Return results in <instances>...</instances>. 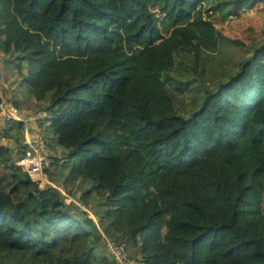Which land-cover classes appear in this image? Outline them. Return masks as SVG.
I'll list each match as a JSON object with an SVG mask.
<instances>
[{
  "label": "trees",
  "instance_id": "trees-1",
  "mask_svg": "<svg viewBox=\"0 0 264 264\" xmlns=\"http://www.w3.org/2000/svg\"><path fill=\"white\" fill-rule=\"evenodd\" d=\"M158 1L165 34L151 0H0V57L43 101L63 179L91 180L66 199L55 157L37 184L0 145V264H116L104 237L138 264H264V39L201 83L228 38L209 16L264 0ZM193 79L181 111L173 88Z\"/></svg>",
  "mask_w": 264,
  "mask_h": 264
},
{
  "label": "rangeland",
  "instance_id": "rangeland-1",
  "mask_svg": "<svg viewBox=\"0 0 264 264\" xmlns=\"http://www.w3.org/2000/svg\"><path fill=\"white\" fill-rule=\"evenodd\" d=\"M159 1L158 0H151L149 3L150 9L154 11V14L157 18V23L160 26V30L163 34L167 33L169 25L166 23V21L163 18V9L160 8L159 6ZM231 6V5H230ZM220 7H216L215 13H212L210 18L215 23V26L217 30L223 34L224 36H227L228 38H222L220 41L219 45L217 48L211 53V61L213 64V72L211 74H206L202 80V82H208L210 79L215 77L217 75V69H226V68H234L235 67V62L248 54L252 47L259 43L261 40L264 39V1H260L258 3L254 4H246L242 6L240 9L238 7L236 8L238 10V14L234 15L232 11L235 10V7L232 9L227 10L226 8L224 9H219ZM227 10V11H226ZM220 13V14H219ZM237 40V41H236ZM255 40V41H253ZM253 41V42H251ZM3 58V57H0ZM181 67L184 69H187L188 67H185L180 63L179 69L174 71V75L185 78L189 74V70L186 72L181 71ZM12 65L10 66L8 62L3 61L1 62L0 70L2 73H6L7 71L10 72L12 71ZM24 70V68H22ZM15 69V80L16 82L13 86V91L17 90V86L20 88L21 91V97L23 99H29V100H34L33 96L29 93L27 90V87L25 83L19 79V75ZM190 74L189 76H191ZM11 84L10 82L6 83V86ZM8 87V86H7ZM201 89V84H197V80L193 79L189 82L186 83L185 87L182 88H173V91L176 94V100H177V106L181 111H187L189 110L192 105L194 100L197 98V95L199 93V90ZM10 94V92H8ZM9 101L12 103V105L16 106V102L12 99L11 95L8 96ZM28 103L27 101H24L23 104ZM34 103V102H33ZM27 104L29 106L30 110L29 115L31 116L33 120V124L35 125V122H37V112L36 110L38 109L37 104ZM37 105V106H36ZM41 106V105H40ZM17 107V106H16ZM42 116V115H40ZM41 118V117H40ZM42 122V121H41ZM15 122L8 121L7 132L13 131L12 128L14 127ZM41 126V130L44 127H47L44 125V123H39ZM19 131L15 132L16 134L18 133V136L20 137V134L22 135L24 131V127L20 126ZM22 129V133L21 130ZM14 132V131H13ZM37 133H40V130H36ZM42 139L46 137L48 138L47 142L45 141L44 143V158L42 160V163L45 164L46 159L48 160H53L51 158L55 157L57 159V163H48L49 168L51 169L50 171L55 175V178L58 180H62L63 184L65 185V188L62 187V189L65 191L69 190L70 195L67 194L66 199H71L75 201L74 198H76L79 193L83 192L84 189L91 184V180L89 179H63L64 174L67 172V169L69 167V163L71 162V158L65 157V151L66 148L63 145L55 143V141L48 135L47 133H40ZM3 136V135H2ZM45 140V139H43ZM8 152V151H7ZM10 155V153H8ZM46 155V157H45ZM11 157V156H9ZM65 159V160H64ZM61 161H65V164L60 163ZM9 162V160H8ZM60 163V164H58ZM9 169L7 166L1 161L0 159V176L3 177V180H7L9 178L8 175ZM85 197V202L86 204L81 205V207L85 208L89 215L92 216L93 218H96L95 215L92 213V208L94 207V201L95 199H100L101 196L93 193L92 191H88L84 194ZM126 248L129 252V247L126 244Z\"/></svg>",
  "mask_w": 264,
  "mask_h": 264
},
{
  "label": "built area",
  "instance_id": "built-area-1",
  "mask_svg": "<svg viewBox=\"0 0 264 264\" xmlns=\"http://www.w3.org/2000/svg\"><path fill=\"white\" fill-rule=\"evenodd\" d=\"M16 120L24 124L29 119L25 114L17 111L7 97H0V140L2 139L3 122L6 120ZM26 132V131H25ZM44 141L37 133L30 132L24 135V151L17 155L14 162L25 172L27 177L37 183L48 182L42 170V160L44 158ZM104 249L114 259L116 264H138L136 260L128 255L123 241H116L104 237Z\"/></svg>",
  "mask_w": 264,
  "mask_h": 264
},
{
  "label": "crops",
  "instance_id": "crops-1",
  "mask_svg": "<svg viewBox=\"0 0 264 264\" xmlns=\"http://www.w3.org/2000/svg\"><path fill=\"white\" fill-rule=\"evenodd\" d=\"M1 57H3V58H0V66H1L2 60L5 61L4 56H1ZM8 63L10 66L12 65V63H10V62H8ZM12 67H13L12 71H10V72L7 71L6 73H2V71L0 70V97L9 98L8 96L11 95L12 99L16 102L15 104H17L16 105L17 107L15 106L17 111H19L22 114H25L29 118V119H27V122L24 124L20 123L19 121H16V122H18L19 126H21V127L23 126L24 129L26 130V132L24 131L22 135L20 134V142L21 141L24 142V135L25 134L27 135L30 132L37 133L36 130H40V133H47V134L50 133L49 130L47 129V127H44L41 130V126H39L40 125L39 123H44V125L46 123V121L43 119V115L45 114V111L40 106V105H42L43 101L35 99L34 97H33L34 100H32V101L29 99H23L21 97V91H20V88L18 86H17V90H15V91L12 90L14 84L16 83V82H14V80H15V78H14L15 77L14 76L15 75V69L19 75V79H21L24 82L23 77H22V71L23 70H20V71L17 70V68L14 65H12ZM8 82H10L11 84L7 85L8 86L7 87L6 83H8ZM8 92H10V94ZM24 101H27L28 103L23 104ZM30 103L31 104L33 103L34 105L35 104L38 105V106L36 105L38 107V109L36 110V112L38 113L37 114L38 119H37V122H35V125L33 124V120L31 118V116L29 115V113H27L30 111V110H28L30 108H29V106H27V104H30ZM40 115H42V116H40ZM10 120L11 119L3 122L2 126L3 127L7 126L8 121H10ZM12 121H15V120H12ZM10 133L12 135L16 134L13 131H11ZM21 133H22V129H21ZM40 133H37V135H39V137L42 139ZM20 142L19 143L14 142L12 137L6 136V135H3L2 139L0 140V145L8 147V150H7L8 152L6 153V155H8V153H10V155H8V156H11L10 158L13 160V162H14V159L16 158V156L20 154L18 147H17V145L20 144Z\"/></svg>",
  "mask_w": 264,
  "mask_h": 264
}]
</instances>
